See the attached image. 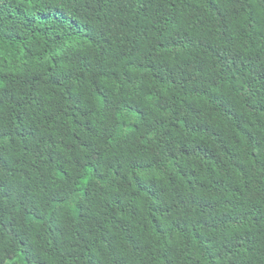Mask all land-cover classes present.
I'll return each instance as SVG.
<instances>
[{
	"label": "trees",
	"instance_id": "trees-1",
	"mask_svg": "<svg viewBox=\"0 0 264 264\" xmlns=\"http://www.w3.org/2000/svg\"><path fill=\"white\" fill-rule=\"evenodd\" d=\"M0 264H264V0H0Z\"/></svg>",
	"mask_w": 264,
	"mask_h": 264
}]
</instances>
